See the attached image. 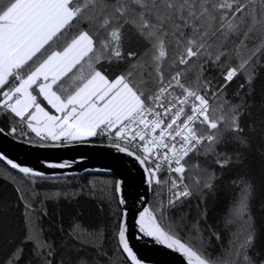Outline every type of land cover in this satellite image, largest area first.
I'll return each instance as SVG.
<instances>
[{
	"label": "snow or ice",
	"instance_id": "6c2138e0",
	"mask_svg": "<svg viewBox=\"0 0 264 264\" xmlns=\"http://www.w3.org/2000/svg\"><path fill=\"white\" fill-rule=\"evenodd\" d=\"M258 80L264 0H0V134L39 149L99 143L131 158L144 185L129 205L116 179L111 199L72 214L66 229L48 209L61 193L37 190L44 173L0 154L33 196L16 189L27 213L18 240L0 211L9 249L0 264H141L133 228L177 264H264V225L245 211L256 191L248 173L233 181L247 219L219 255L220 233L191 207L215 191L217 171L242 168L254 144L264 166Z\"/></svg>",
	"mask_w": 264,
	"mask_h": 264
},
{
	"label": "trees",
	"instance_id": "16d2710c",
	"mask_svg": "<svg viewBox=\"0 0 264 264\" xmlns=\"http://www.w3.org/2000/svg\"><path fill=\"white\" fill-rule=\"evenodd\" d=\"M134 50L142 47V45H132ZM241 81L234 83L229 89V99L234 102H239L232 95L236 87ZM257 91L256 100L259 102L261 93L264 92V81L258 80L255 83ZM215 154L208 159H213ZM196 158H194L195 160ZM200 162H204L205 158L200 157ZM213 169H218V165H213ZM242 172L248 173L252 179L256 181V191L254 196L250 195L248 199V208L245 210L249 216H252L259 228L264 225V179H262V172L264 166L261 165L259 159L258 146L253 145V148L248 152L247 163L242 168L237 170H228L225 172L217 171L215 191L206 198V203L201 202L197 208V201L193 200L191 203L193 215L207 212V220L222 237L221 242L215 241L213 238L214 247L211 249L214 255H219L224 248H227L229 241L233 238V233L241 230L243 221L247 219L246 216L238 215V209L241 202V188L243 185L237 186L233 181L237 180ZM17 179L13 182V177ZM115 179L107 176H83L78 178L59 179V180H39L37 190L48 189L55 192H60L61 197L59 201L49 202L48 209L50 213H60V215H53V221H60L62 219L65 228H68L70 223V216L72 214L84 212L85 217L89 216L93 210H98L102 207V200L105 198L111 199L114 193ZM20 188L25 194V198L32 200L33 196L30 191L21 183L19 175L9 171L0 163V211L5 212L4 222L9 221L13 225L14 234L10 237L13 240H18L20 232L16 229L21 226L26 227L27 213L23 207V203H18L20 193L16 191ZM43 195V193H42ZM11 208L8 211L7 208ZM49 220L44 218L43 227L46 230ZM7 229H5V236H7ZM99 243V241H97ZM259 247V245H258ZM9 249L6 240L0 239V261L7 255Z\"/></svg>",
	"mask_w": 264,
	"mask_h": 264
},
{
	"label": "water",
	"instance_id": "95a60500",
	"mask_svg": "<svg viewBox=\"0 0 264 264\" xmlns=\"http://www.w3.org/2000/svg\"><path fill=\"white\" fill-rule=\"evenodd\" d=\"M0 154L6 155L22 166L43 172L42 180L83 176H107L115 180L120 179L123 182V195L127 198L129 205L138 195L144 194L142 171L138 165L131 158L100 145L85 144L63 149H39L0 134ZM64 161H69L72 167L70 169H48L44 166L46 162ZM0 163L3 164V162ZM9 170L16 173L15 170ZM132 233H134V228L130 231V243L139 253L141 264H177V256L170 254L160 246L148 243L146 239L137 240Z\"/></svg>",
	"mask_w": 264,
	"mask_h": 264
},
{
	"label": "bare ground",
	"instance_id": "6f19581e",
	"mask_svg": "<svg viewBox=\"0 0 264 264\" xmlns=\"http://www.w3.org/2000/svg\"><path fill=\"white\" fill-rule=\"evenodd\" d=\"M96 145H100L99 143H97ZM6 167V166H5ZM7 168V167H6ZM8 169V168H7ZM10 171V170H9ZM114 179V178H113Z\"/></svg>",
	"mask_w": 264,
	"mask_h": 264
}]
</instances>
